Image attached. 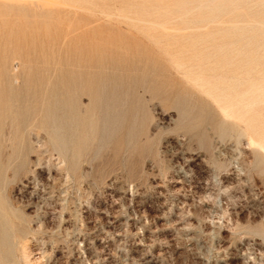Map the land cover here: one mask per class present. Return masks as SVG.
Returning a JSON list of instances; mask_svg holds the SVG:
<instances>
[{
    "label": "rangeland",
    "instance_id": "374dc122",
    "mask_svg": "<svg viewBox=\"0 0 264 264\" xmlns=\"http://www.w3.org/2000/svg\"><path fill=\"white\" fill-rule=\"evenodd\" d=\"M263 139L264 0H0V264H264Z\"/></svg>",
    "mask_w": 264,
    "mask_h": 264
},
{
    "label": "bare ground",
    "instance_id": "6f19581e",
    "mask_svg": "<svg viewBox=\"0 0 264 264\" xmlns=\"http://www.w3.org/2000/svg\"><path fill=\"white\" fill-rule=\"evenodd\" d=\"M19 1V0H18ZM23 1V0H22ZM29 1V0H28ZM34 2H35V0H34ZM42 2V1H41ZM171 2V1H170ZM36 4V3H35ZM34 6V5H33ZM36 6V5H35ZM154 8V7H153ZM154 16V15H153ZM152 18V17H151ZM156 20H157V18H156ZM167 30H169V29H167ZM161 34V33H160ZM161 37V36H160ZM187 40V39H186ZM162 43V42H161ZM169 43V42H168ZM172 45V44H171ZM169 47V46H168ZM180 47H181V45H180ZM175 50V49H174ZM52 78V77H51ZM223 101V100H222ZM220 102V101H219ZM226 102V101H225ZM224 102V103H225ZM228 102V101H227ZM221 103V102H220ZM228 103H232V102H228ZM221 105H222V103H221ZM228 105V104H227ZM232 105V104H231ZM234 105V104H233ZM220 107V106H219ZM224 107V106H223ZM229 107H231V106H229ZM221 108V107H220ZM222 109V108H221ZM226 109V108H225ZM224 109V110H225ZM229 109H232V108H229ZM227 110H228V107H227ZM234 110V109H233ZM223 112V111H222ZM228 112V111H227ZM229 113H230V111H229ZM237 113V112H236ZM238 114V113H237ZM230 117H231V115H230ZM244 117V116H243ZM240 118H241V116H240ZM245 118V117H244ZM253 128V127H252ZM254 130V129H253ZM252 130V131H253ZM264 140V139H263ZM252 142V141H251ZM255 146V145H254ZM260 148L262 149L263 147L262 146H260ZM263 151V150H262Z\"/></svg>",
    "mask_w": 264,
    "mask_h": 264
}]
</instances>
